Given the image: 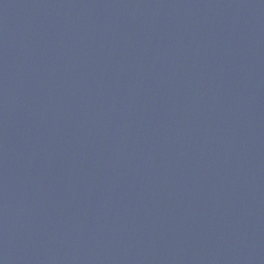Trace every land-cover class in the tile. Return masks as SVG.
<instances>
[{
  "label": "water",
  "instance_id": "95a60500",
  "mask_svg": "<svg viewBox=\"0 0 264 264\" xmlns=\"http://www.w3.org/2000/svg\"><path fill=\"white\" fill-rule=\"evenodd\" d=\"M0 264H264V0H0Z\"/></svg>",
  "mask_w": 264,
  "mask_h": 264
}]
</instances>
